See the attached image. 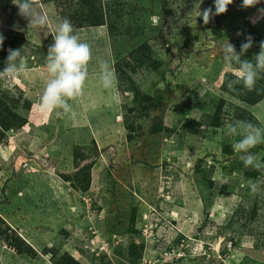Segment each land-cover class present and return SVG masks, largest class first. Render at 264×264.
Masks as SVG:
<instances>
[{
  "label": "rangeland",
  "instance_id": "1",
  "mask_svg": "<svg viewBox=\"0 0 264 264\" xmlns=\"http://www.w3.org/2000/svg\"><path fill=\"white\" fill-rule=\"evenodd\" d=\"M241 3L204 24L214 0H34L45 28L0 0V70L10 48L26 65L0 80V264H264V171L226 134L238 121L264 128V96L249 104L222 87L238 68L223 63L227 41L239 51L251 35L253 63L264 41V19L253 23L264 0ZM65 18L91 47L89 78L101 83L105 61L114 70L109 104L41 108ZM89 83L85 94L100 86ZM251 153L264 163V144Z\"/></svg>",
  "mask_w": 264,
  "mask_h": 264
},
{
  "label": "clouds",
  "instance_id": "2",
  "mask_svg": "<svg viewBox=\"0 0 264 264\" xmlns=\"http://www.w3.org/2000/svg\"><path fill=\"white\" fill-rule=\"evenodd\" d=\"M18 7V15L29 21L28 25L47 27L48 18L38 15L33 9L34 0H12ZM234 0H214V8L209 7L200 12L203 23L208 24L213 16L224 14L228 11L229 5ZM261 3V0H242L241 8H254ZM258 15L253 23L259 19H264V8L257 9ZM53 43L48 46L46 56V69L49 79L40 96V106L42 109L56 112L60 110L62 114L71 113L72 108L69 101H75L83 94L84 86L88 78V65L91 61V47L88 43L81 42L74 34L73 26L69 19H63L50 33ZM238 35L240 33H237ZM4 37L0 35V47L3 46ZM253 39L251 35L246 37V42L237 51L235 45L227 41L223 46V63L231 67L238 65L234 75L235 80L229 81L227 86L234 89L235 85L242 84L245 89L252 91L256 82L264 73V41L259 44V52L255 55V63L242 59L247 51L252 47ZM26 65L21 58L20 49H8V56L5 67L0 70V80H11L25 72ZM100 82L105 89L112 88L117 77L108 62L100 64ZM226 134L228 136H240L242 139L234 141L232 148L238 154L239 159L246 168L264 171V163L260 162L256 155L251 153V149L259 144H264V128L257 127L251 122L238 121L234 125H229ZM253 194L258 190V186L249 181Z\"/></svg>",
  "mask_w": 264,
  "mask_h": 264
},
{
  "label": "trees",
  "instance_id": "3",
  "mask_svg": "<svg viewBox=\"0 0 264 264\" xmlns=\"http://www.w3.org/2000/svg\"><path fill=\"white\" fill-rule=\"evenodd\" d=\"M6 46H7V44L3 43V46H2L3 48H2L1 51H4L5 49H7ZM0 57H1V54H0ZM228 76H229V74L225 77V83H224V81L222 83V87H223V89L225 91H229L232 94H235V93L239 94L241 99L246 101L249 104H254V103L260 101L263 98V96H264V88H260V89L259 88H255V91L252 92V91H248L245 88L243 89L241 87V84H238V85H235L234 89H229L227 84H228L229 81H232V79H230ZM212 124L213 125H217V122H212ZM22 242H23V240H22ZM26 246L28 247V249H30V250L32 249L29 245L26 244ZM71 260H73V259H71Z\"/></svg>",
  "mask_w": 264,
  "mask_h": 264
},
{
  "label": "crops",
  "instance_id": "4",
  "mask_svg": "<svg viewBox=\"0 0 264 264\" xmlns=\"http://www.w3.org/2000/svg\"><path fill=\"white\" fill-rule=\"evenodd\" d=\"M31 71H34V70H31ZM89 73V72H88ZM35 74L36 75H39V74H41L40 72H35ZM44 76V75H43ZM90 76H88V78H87V81L86 82H89V80H91V82L94 84V83H96V85H98V84H100V86H96L95 88H93L94 90H96V92H94L93 90H91V92H89L88 94H85V92L87 93V89L86 88H84V90H83V94L79 97V98H77V101L78 100H80V102L85 106V107H87V105L88 106H94V107H97V106H99V105H103V103L105 104V103H107L109 100H110V96H105L104 95V93L105 92H108V91H105V90H102V86H101V83H98V82H96L95 80H93V78L91 77V78H89ZM95 81V82H94ZM92 83H89V84H92ZM84 87H86V84H85V86ZM98 95L100 96V97H98ZM93 96H95V99L94 100H88L86 103H84L83 101H84V99H86V98H91V97H93ZM86 97V98H85ZM113 103H115V101L113 102ZM107 104H109V102L107 103ZM96 105V106H95ZM86 112H88V111H86ZM78 117V116H77ZM88 117H89V114H88ZM63 118H64V115H63ZM74 120H76V117H74ZM88 120V118L86 119L85 118V121H87ZM61 121H63V119L61 120Z\"/></svg>",
  "mask_w": 264,
  "mask_h": 264
}]
</instances>
